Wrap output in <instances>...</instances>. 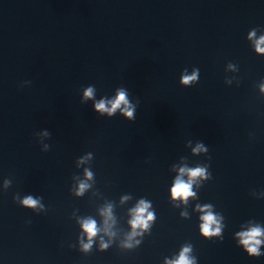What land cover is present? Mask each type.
I'll return each instance as SVG.
<instances>
[{"label":"water","instance_id":"95a60500","mask_svg":"<svg viewBox=\"0 0 264 264\" xmlns=\"http://www.w3.org/2000/svg\"><path fill=\"white\" fill-rule=\"evenodd\" d=\"M262 38L264 0H0V264H264Z\"/></svg>","mask_w":264,"mask_h":264},{"label":"clouds","instance_id":"9594fccd","mask_svg":"<svg viewBox=\"0 0 264 264\" xmlns=\"http://www.w3.org/2000/svg\"><path fill=\"white\" fill-rule=\"evenodd\" d=\"M261 43H264V38H262ZM259 51H264V49H259ZM185 82H188L190 80L195 79V74L191 77H185ZM86 95H91V89L88 90V92L86 93ZM125 100V95L123 92L120 93V95L118 96L117 100L115 101V103L113 104V109L119 107V105L124 102ZM97 108L99 110H107L105 109V104L103 101H101L98 105ZM111 111V110H109ZM127 115L131 116V112H128ZM198 174H202V170H194L191 172V176L195 177ZM81 187L83 188L84 186L81 185ZM190 195H193V193L191 192V185L188 183H184L182 181H177L176 184L174 185V187L172 188V196L173 198H183L186 199L187 197H189ZM25 204L29 205V206H35L36 201L32 200L30 197L27 198L24 201ZM148 205L141 202V205L135 210V216L134 219L132 220L131 224L133 229L137 228V227H147V221L151 220L152 214L149 213L147 215V217L145 218L144 213L147 211ZM205 223L203 224V232L205 234L210 233L211 230V225L215 222V218L214 216L209 213L207 214L204 218ZM84 230L88 233L89 238H91L92 236H94L96 234V226L94 222H87L83 225ZM216 231H219V229H217ZM243 239H242V243L247 246L248 251L251 254H257L258 248L257 246L260 244V240L257 239V237H259L261 235L260 229L259 228H255L252 229L250 232L248 233H243L241 234ZM86 248L88 247L87 245L85 246ZM188 251V249H184V252L180 255L179 260L175 262V264H191V262L188 260L187 256L184 254Z\"/></svg>","mask_w":264,"mask_h":264}]
</instances>
